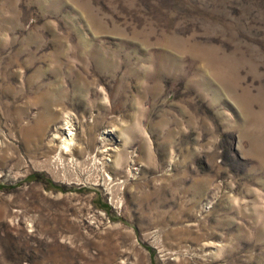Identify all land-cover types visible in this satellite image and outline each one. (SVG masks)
I'll use <instances>...</instances> for the list:
<instances>
[{
	"label": "rangeland",
	"instance_id": "1",
	"mask_svg": "<svg viewBox=\"0 0 264 264\" xmlns=\"http://www.w3.org/2000/svg\"><path fill=\"white\" fill-rule=\"evenodd\" d=\"M0 264H264V0H0Z\"/></svg>",
	"mask_w": 264,
	"mask_h": 264
},
{
	"label": "bare ground",
	"instance_id": "2",
	"mask_svg": "<svg viewBox=\"0 0 264 264\" xmlns=\"http://www.w3.org/2000/svg\"><path fill=\"white\" fill-rule=\"evenodd\" d=\"M72 120L68 119L64 122V124L61 126L62 129L67 130V132H65L64 138H63V144L64 147H66L67 149H70V145L72 144V142L74 141V136H72V134H74V132H72Z\"/></svg>",
	"mask_w": 264,
	"mask_h": 264
}]
</instances>
